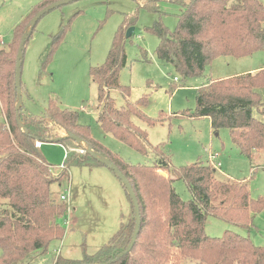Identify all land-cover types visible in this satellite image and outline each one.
Wrapping results in <instances>:
<instances>
[{
    "label": "trees",
    "instance_id": "obj_1",
    "mask_svg": "<svg viewBox=\"0 0 264 264\" xmlns=\"http://www.w3.org/2000/svg\"><path fill=\"white\" fill-rule=\"evenodd\" d=\"M54 1L42 0L35 5L14 28L12 42L0 48V108L4 115L0 120V264H26L30 257H36L32 255L45 254L54 241L62 239V219L68 204L56 198L52 185L68 180L73 164L103 165L87 152V146L78 144L68 133L76 134L110 158L127 176L140 204L141 227L132 250L116 259L132 239L136 222L133 207L129 221L94 254L86 253L80 260L58 254L53 264H185L187 260L201 264H264V245H256L250 236L232 229L221 236L206 232L209 216L250 229L255 215L264 210V195L252 197L245 179H219L218 168L211 163L198 160L174 166L163 144L153 145L148 131L136 122L140 119L154 125L163 118L147 115L141 108L147 96L131 101V87L120 81V72L128 63V39L123 27L134 25V15L127 16L114 35L105 62L92 67L90 73L98 86V124L105 133L141 154L153 153L156 160L152 164L127 161L96 139L89 125L80 123L77 110L55 100H50L43 115L30 113L23 105L19 114L27 132L18 123L15 71L21 38L32 18ZM141 1L145 7L154 6V0ZM174 1L184 8L176 28L170 30L159 21L145 30L159 37L158 57L172 64L185 79L202 76L217 56L239 58L264 50V5L259 0ZM66 27L51 43L41 71L45 72L53 59ZM112 90L124 95V106H117ZM178 115L209 118L215 134L228 128L233 143L252 162L257 152H264V68L209 79L198 89L196 108ZM58 137L63 139L57 143L66 148L60 172L37 145ZM179 180L187 185L191 198L185 200L176 191L174 182Z\"/></svg>",
    "mask_w": 264,
    "mask_h": 264
},
{
    "label": "rangeland",
    "instance_id": "obj_2",
    "mask_svg": "<svg viewBox=\"0 0 264 264\" xmlns=\"http://www.w3.org/2000/svg\"><path fill=\"white\" fill-rule=\"evenodd\" d=\"M41 1L0 0V48L12 42L14 28L30 12L29 7ZM259 1L264 5V0ZM143 3L141 0H75L45 14L35 26L25 49L22 68L25 108L35 115H43L50 100H55L63 107L77 110L80 123L89 125L96 139L127 161L152 164L156 160L153 153L141 154L113 134L105 133L98 124V86L90 73L92 67L105 62L114 35L127 16L134 15L135 30L125 44L128 63L119 77L123 85L131 87V101L147 96V103L141 105L143 111L153 118L162 115L163 119L154 125L136 119L148 131L151 143L163 144L174 166L198 160L210 163V153H217L220 156L215 161L221 162L217 172L219 179H245L252 197L264 195V155L261 158L254 155L251 162L233 143L228 128L215 134L209 118L178 115L196 108L198 89L209 79L264 65V50L239 58L217 56L202 76L185 79L172 64L158 57L159 37L145 30L159 21L174 30L184 9L182 4L174 0H154L150 8ZM65 25L66 35L43 72L42 63L49 47ZM123 30L127 33L128 28L124 26ZM111 97L118 107L125 105L120 91L112 90ZM0 120H4L1 108ZM40 150L60 172V165L66 159L65 146L45 142ZM69 172L68 180L52 185L59 201L61 194L69 192L70 210L62 219L64 237L54 241L45 254L32 255L36 257L33 260L30 257L26 264H53L58 254L71 260H80L86 253L94 254L132 215L133 206L125 187L107 166L73 164ZM159 172L168 175L167 171ZM174 186L183 199L191 198L184 181H176ZM226 229L250 236L256 245H264V210L255 215L248 230L219 217L207 218V234L221 236ZM185 264L201 263L187 260Z\"/></svg>",
    "mask_w": 264,
    "mask_h": 264
},
{
    "label": "water",
    "instance_id": "obj_3",
    "mask_svg": "<svg viewBox=\"0 0 264 264\" xmlns=\"http://www.w3.org/2000/svg\"><path fill=\"white\" fill-rule=\"evenodd\" d=\"M72 1L75 0H56L50 4H48L46 7H44L43 9H41L30 21L26 31L24 32L22 38H21V42H20V46L18 49V54H17V59H16V71H15V88L17 90V95H18V99H17V103H16V109H17V121L18 123L22 126V128L27 132V130L25 129L21 119H20V114H19V109L24 105V101H23V89H22V68H23V63H24V57H25V49H26V45L27 42L35 28V26L37 25V23L39 22V20L48 12L52 11L53 9L62 6L64 4H68ZM135 28L133 26H131L128 30H127V37H130L133 32H134ZM67 136H69L70 138L74 139L76 142H78V144H81L82 146L85 145L87 152L94 157L96 160H98L100 163H102L103 165L107 166L109 169H111L112 171H114V173L117 175V177L121 180V182L123 183L125 189L128 192V195L131 198L133 207H134V212H135V218H136V222H135V229L132 235V239L131 242L129 243V245L127 246V248L122 251L116 259H119L121 257H123L124 255H126L127 253H129L132 248L134 247V244L137 240L139 231H140V227H141V208H140V204L136 195V192L130 182V180L127 178V176L122 172V170L110 159L107 158L105 156H102L100 153L96 152L90 145H87L85 143L84 140H82L79 136H77L74 133H68ZM63 139V137H58L55 139L50 140L49 142H59ZM114 261V260H112ZM103 264H109V262L107 263H103Z\"/></svg>",
    "mask_w": 264,
    "mask_h": 264
},
{
    "label": "built area",
    "instance_id": "obj_4",
    "mask_svg": "<svg viewBox=\"0 0 264 264\" xmlns=\"http://www.w3.org/2000/svg\"><path fill=\"white\" fill-rule=\"evenodd\" d=\"M178 78L176 77V80H177ZM41 142H38L37 143V145L38 146H41ZM218 159V156H217V154H214V155H212V156H210V163L212 164V165H214L216 168H218V167H220L221 166V162H216L215 161V159ZM64 167V164H61L60 165V168H63ZM60 199H61V201H65V202H67V204H68V209H67V213H69V210H70V207H69V192H65L64 194H61L60 195ZM66 222H67V220H66Z\"/></svg>",
    "mask_w": 264,
    "mask_h": 264
},
{
    "label": "crops",
    "instance_id": "obj_5",
    "mask_svg": "<svg viewBox=\"0 0 264 264\" xmlns=\"http://www.w3.org/2000/svg\"><path fill=\"white\" fill-rule=\"evenodd\" d=\"M38 3H36V4H34V5H32V6H35V5H37ZM29 7V11H31L32 10V8L33 7ZM29 11H27V13L29 12ZM26 13V14H27ZM25 14V15H26ZM25 15H23V16H25ZM262 68H264V65H261V66H259V67H256V68H253V69H250V70H246V71H243V72H239V73H237V74H240V73H246V72H252V73H255V72H257V71H259L260 69H262ZM230 76H232V75H229V76H226V77H230ZM226 77H221V78H226ZM98 111H99V109L97 108V114H98ZM3 114V113H2ZM3 117H4V115H3ZM43 145L44 144H42L41 145V147L40 148H42L43 147ZM214 154H217V153H210V156H212V155H214ZM44 155V157H45V154H43ZM256 156H257V158H261L263 155H264V152H257L256 154H255ZM217 156H218V158H219V154H217ZM209 162H210V160H209Z\"/></svg>",
    "mask_w": 264,
    "mask_h": 264
}]
</instances>
